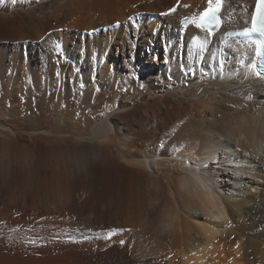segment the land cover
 Segmentation results:
<instances>
[{"label":"bare ground","instance_id":"bare-ground-1","mask_svg":"<svg viewBox=\"0 0 264 264\" xmlns=\"http://www.w3.org/2000/svg\"><path fill=\"white\" fill-rule=\"evenodd\" d=\"M255 1L210 32L207 0H0V241L51 264H264V76L228 37Z\"/></svg>","mask_w":264,"mask_h":264},{"label":"snow or ice","instance_id":"snow-or-ice-1","mask_svg":"<svg viewBox=\"0 0 264 264\" xmlns=\"http://www.w3.org/2000/svg\"><path fill=\"white\" fill-rule=\"evenodd\" d=\"M13 2H15V0H13ZM207 3L208 6L199 17L201 25L213 23L217 19V14L223 8L224 0H207ZM250 31L259 32L261 35H264V0H258L257 2L256 12L251 19ZM256 51L258 55L262 54L261 46H258ZM141 87H143V85H141Z\"/></svg>","mask_w":264,"mask_h":264},{"label":"rangeland","instance_id":"rangeland-1","mask_svg":"<svg viewBox=\"0 0 264 264\" xmlns=\"http://www.w3.org/2000/svg\"><path fill=\"white\" fill-rule=\"evenodd\" d=\"M65 30V29H64ZM66 31V30H65ZM71 31V30H70ZM233 160V159H232ZM3 244V245H2ZM2 246V247H1ZM15 245H13V243H9V241H6V239H3L0 241V264H51L49 259H47L46 257V254H44L43 251H38V250H33L35 248H33L34 246H28L27 249L26 247L24 246V248H21L19 249V247H16ZM18 249V252L16 251ZM25 250V252L27 253H23V251ZM29 249H32L33 252L37 255V252L39 253V255H34V253L32 252V250L29 251ZM4 250V251H3ZM6 250V251H5ZM23 250V251H22ZM27 250V251H26ZM29 251V252H28ZM19 254V256L17 255H14V254ZM23 253V255H22ZM32 254V258L30 255ZM12 255V256H11ZM22 255V256H20ZM28 255V256H27ZM13 257V258H10V257ZM15 256V258H14ZM30 256V257H29ZM46 257V258H45ZM49 257V256H48ZM9 258V259H8ZM26 258V261L24 260ZM29 258V259H28ZM35 258V259H33ZM37 258V259H36ZM46 259L49 261V263L46 261ZM7 260V261H6ZM22 260V261H21ZM9 261V262H8ZM27 262V263H26Z\"/></svg>","mask_w":264,"mask_h":264}]
</instances>
